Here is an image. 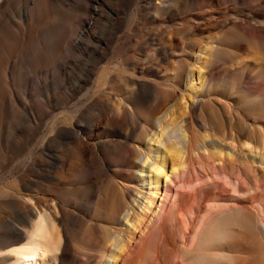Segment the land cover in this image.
<instances>
[{"label": "rangeland", "instance_id": "obj_1", "mask_svg": "<svg viewBox=\"0 0 264 264\" xmlns=\"http://www.w3.org/2000/svg\"><path fill=\"white\" fill-rule=\"evenodd\" d=\"M30 1L0 4V250L24 242L13 243L8 228L24 225L25 200L53 207L63 184L115 179L148 193L121 157L102 153L143 145L140 133L159 119L191 117V69L218 109L209 110L210 129L227 116L224 106L264 128V0ZM140 85L153 90L151 100L134 94ZM72 229L80 235L86 225ZM12 262L0 255V264Z\"/></svg>", "mask_w": 264, "mask_h": 264}, {"label": "bare ground", "instance_id": "obj_2", "mask_svg": "<svg viewBox=\"0 0 264 264\" xmlns=\"http://www.w3.org/2000/svg\"><path fill=\"white\" fill-rule=\"evenodd\" d=\"M8 2L0 0L1 7ZM29 15L24 12V19ZM3 16L0 12L5 24ZM0 76L5 81V74ZM189 78L198 91L189 92V111L199 121L159 119V128L140 133L143 145L102 153L105 160L121 157V166L149 187L148 193L115 179L103 187L93 177L88 186L63 184L53 207L25 200L24 225L8 228L18 237L13 243L24 242L0 255L11 264H47L68 255L70 264H264V128L257 131L224 106L227 116L210 129L215 116L210 111L218 109L204 101V84L195 81L193 69ZM137 91L140 101L151 100L152 89L140 85ZM92 151L96 168L101 155ZM75 223L86 230L77 234Z\"/></svg>", "mask_w": 264, "mask_h": 264}]
</instances>
